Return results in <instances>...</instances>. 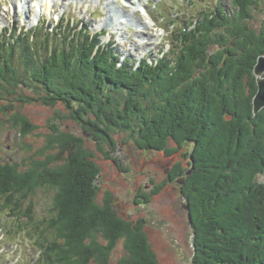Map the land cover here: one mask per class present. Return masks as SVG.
Wrapping results in <instances>:
<instances>
[{"label": "trees", "instance_id": "obj_1", "mask_svg": "<svg viewBox=\"0 0 264 264\" xmlns=\"http://www.w3.org/2000/svg\"><path fill=\"white\" fill-rule=\"evenodd\" d=\"M254 1L232 0L236 11L231 18L219 7L216 17L199 13L196 28L190 29L192 22L181 18L178 30L183 34L180 39L178 34L174 55L156 67L143 62L136 71L129 63L118 69L115 50L84 30L76 31L74 42L58 56L54 50L49 53V41L42 42L43 50L48 49L45 60L25 37L12 43L0 39V101L5 95L12 98L0 105V113L9 116L7 123L23 139L38 127L18 107L41 102L55 111L48 121L52 133L44 134V149L23 162L0 161V201L7 200L5 206L33 217L27 198L38 190L54 194L50 220L42 225L26 221L38 230L39 243L44 242L37 243L41 255L34 264H110L122 224L110 207L95 203L93 184L99 181L100 168L85 138L90 135L96 150L106 154L117 144V133L132 139L124 143L132 141L137 149L166 157L190 150L182 159L190 166L185 173L189 193L196 197L195 206L186 197L194 212L196 264H264V256L258 255L264 234V109L254 116L252 103L257 91L253 67L264 56V29L251 30L242 23L252 16ZM216 28L223 31L215 34ZM212 35L224 47L214 55ZM17 59L19 67L13 64ZM64 112L82 135L57 125L66 117ZM169 119L173 129L156 134L154 141L152 130L165 128ZM54 135L57 141L51 142ZM245 140L252 149L238 156ZM46 153L45 159L33 158ZM171 176L169 181L182 188L185 197L182 173ZM210 179L215 185L224 182L227 190L216 185L208 193L202 187ZM100 233L111 246L99 242ZM137 236L128 244L129 257L119 264H152L143 237Z\"/></svg>", "mask_w": 264, "mask_h": 264}, {"label": "rangeland", "instance_id": "obj_2", "mask_svg": "<svg viewBox=\"0 0 264 264\" xmlns=\"http://www.w3.org/2000/svg\"><path fill=\"white\" fill-rule=\"evenodd\" d=\"M11 1L14 2L16 0ZM36 1L38 2L17 0L16 4H18L17 6L15 5V11H17L18 15L12 11H10L9 15L7 11L8 1L0 0V34H6L5 41L8 39L17 41L25 37V39L34 43L35 46L33 47L35 49L31 47V50L38 52L42 60L47 58L45 56L47 50H43L45 45L42 42L49 41V48H52L54 44V52L58 56L60 55L58 54L60 49L63 50L66 47L67 42L72 39V31L75 28L78 29L80 23L86 27L89 26L94 32L99 31L103 26H108L112 31L102 40L106 43L111 42L113 48L123 57L127 54H130V56L134 55L133 59L129 57L131 58L130 60L135 62L139 57L151 58V60H154V58L159 59V55L164 51L166 55H171V50L168 49V40H172L174 45L176 42L174 37H169L164 30L169 32L172 29L170 24L173 18L176 29L177 25L178 27L182 25L181 18L196 22L199 13L209 12L211 14L217 7L220 9L224 8L229 17L233 14L232 0H141L142 6L138 7L141 9L146 7L148 9L150 15L152 14L151 21L144 13L136 14L130 9H123V4L120 3V6H122V8L119 7L120 13L127 14L128 17L125 16V18L121 19V25L119 21H117L118 24H112V20L110 24H102L109 18L108 9L105 8L107 5L106 1L100 4H95L91 0H46L45 4L44 0ZM131 1L136 2V0ZM110 3L113 7H116V4H113V0H110ZM137 5H139L138 2ZM10 6L11 4L8 5V7ZM250 12L252 16L246 23H242L251 30L262 31L264 29V0H255L250 7ZM42 13V18L38 17ZM177 16L180 20H175ZM62 18L66 28L57 26L58 20ZM112 19L114 20L113 14ZM36 26L39 30L36 31L37 33L32 30L36 29ZM5 27L11 32L9 30L2 31ZM45 27L46 30H43ZM52 28L54 30L50 33ZM159 28L164 30L161 31ZM26 30H32L28 33L30 35H25L24 32ZM222 31L223 29L216 28L214 33H221ZM178 32L183 34L181 30H178ZM222 35L225 34L223 33ZM212 42L210 55H214L224 49L215 37H213ZM13 64L19 67L18 59ZM3 85H6V83ZM27 93H30V90ZM5 98L7 99L0 101V105L6 106L8 104L7 100L12 99L7 95H5ZM154 102L156 101L152 98V103ZM14 104L16 107L21 105L20 103ZM56 109L62 108L57 107ZM18 111L28 116L38 129L27 137L20 139L18 130L12 128L10 123H7L9 116L6 117L0 113V161L2 163L6 161L13 163L23 162L30 155L37 154L41 151L40 149H44L48 144L44 134L52 133L49 131L48 121L55 117V111L50 109V107L43 105L41 102H31L24 104L23 107H18ZM12 112L15 111L13 110ZM65 114L64 120L57 122V125L62 129L82 135L84 132L76 124L70 123L69 114L67 112ZM212 121L215 122L216 119H212ZM167 128L173 129L170 119L167 121L165 128L163 126L157 128L156 126L152 130V134L155 136L153 140H156V134L164 132ZM128 137L124 133L115 134L114 138L117 144L113 151L105 152L106 154L99 153L96 150V142L92 140L90 135L85 138V145L95 149V161L100 168L99 181L97 185L93 184L96 190L95 203L100 206L110 207L114 219L123 225H121L120 238L115 239L116 241L113 244L109 263L119 264L122 258L129 257L128 244L136 239L137 235H140L143 237L144 246L152 260V264H196L193 235L194 224L192 221L194 212L190 208V203H187L188 200L186 201V197L189 195L192 205L195 206L196 197L189 193V179L185 173L188 169L190 170V166L187 164V160L182 159V153H190V150L185 149L172 157H166L161 152H147L137 149L132 141L131 143H124V139L132 140L127 139ZM56 138L57 135H54L50 141L56 142ZM244 138H247L246 134L243 140ZM246 140L243 141V150L238 153V156L243 157L245 152L251 148V144L249 142L246 143ZM222 141H224L223 137L221 138ZM106 149H108L107 146ZM47 150L53 152V150ZM108 153L110 154L109 156ZM47 155L46 153L43 157L36 156L33 158L45 159ZM212 160L208 165L210 168L216 164L217 156ZM181 173V177L185 178L187 183V186L184 187L185 197L181 193L183 189L169 181L172 174L175 177L176 174ZM211 181L212 179L205 181L206 183L202 187L208 193L216 185V189L221 186L225 188L224 182L217 181L215 185ZM236 192L238 193L237 190ZM53 196V192L38 190L33 197L27 198L26 207L33 204V209H30L33 212V217L27 211L18 210V207L10 204L5 206L7 200H1L0 264H31L32 261L41 255L40 251L39 253L37 252V248L42 246L44 242L40 240L41 242L39 243L37 240L38 230L26 221L30 219L37 225H42L45 221L50 220L49 215L53 204ZM1 205L4 207L2 206L1 208ZM9 206L12 208H9ZM186 206H188L189 210L186 209ZM203 212L205 213V211ZM98 236L101 244L107 245V247L112 245L111 242L108 244V239L104 237L103 233L98 234ZM263 240L264 234L262 235V243L259 246V256H264ZM37 243L40 246H37ZM254 254L256 255L255 252ZM92 264H98V262Z\"/></svg>", "mask_w": 264, "mask_h": 264}, {"label": "bare ground", "instance_id": "obj_3", "mask_svg": "<svg viewBox=\"0 0 264 264\" xmlns=\"http://www.w3.org/2000/svg\"><path fill=\"white\" fill-rule=\"evenodd\" d=\"M42 1V0H41ZM89 1V0H88ZM92 2H95L96 4H100V3H102V2H104V1H106V2H109L110 0H91ZM33 2L34 3H37V2H35L34 0H33ZM138 3H139V5H137V6H135V8H136V10L134 11L135 13H137V11H138V9H139V7L138 6H142L141 5V0H138ZM109 7H110V9H109V18L106 20V21H104L102 24H110V21H111V23L112 24H118L117 23V21H119V24L121 25L122 24V21H121V19L122 18H125V16H122L121 18L120 17H118V14L120 13V11L121 10H119V11H117V12H115V9L112 7V5H109ZM15 9H16V7H15ZM218 10V9H217ZM144 13L148 16V18H150V21H151V15H150V13H149V11H148V9L146 8V7H144ZM218 13V12H217ZM112 14L114 15V20L112 19ZM204 14V13H203ZM208 14V13H207ZM209 16H212V17H214L215 15H216V11H213V12H211V14L209 13L208 14ZM207 15V16H208ZM218 15V14H217ZM216 15V16H217ZM203 16H205V14L203 15ZM215 16V17H216ZM66 17V16H65ZM117 17H118V19H117ZM126 17H128V16H126ZM211 17V18H212ZM176 20V19H175ZM58 21H60V19L58 20ZM153 23V22H152ZM145 25H148V24H145ZM49 26V25H48ZM108 28V29H107ZM87 29L89 30V31H91V33L93 34L94 33V31L89 27V26H87ZM189 29V28H188ZM187 29V30H188ZM104 30H105V32L107 33V36L109 35V33H110V31H112V29H110L108 26H104ZM110 39V38H109ZM115 43H116V41H115ZM111 44V42H109V43H107V45L106 46H109ZM111 49H114L115 50V53L117 54V59L120 61V63H123L124 61H125V59L126 58H129V56H130V54H127V55H124V57L123 56H121L120 54H119V52H117L116 51V49L115 48H113V46L111 47Z\"/></svg>", "mask_w": 264, "mask_h": 264}, {"label": "water", "instance_id": "obj_4", "mask_svg": "<svg viewBox=\"0 0 264 264\" xmlns=\"http://www.w3.org/2000/svg\"><path fill=\"white\" fill-rule=\"evenodd\" d=\"M253 73L257 84V91L253 98V113L256 116L264 109V56L258 58ZM190 173L191 171L187 174ZM186 209L189 210L188 206H186Z\"/></svg>", "mask_w": 264, "mask_h": 264}]
</instances>
